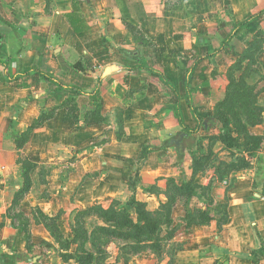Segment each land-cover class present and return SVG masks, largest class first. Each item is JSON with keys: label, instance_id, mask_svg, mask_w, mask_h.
<instances>
[{"label": "rangeland", "instance_id": "rangeland-1", "mask_svg": "<svg viewBox=\"0 0 264 264\" xmlns=\"http://www.w3.org/2000/svg\"><path fill=\"white\" fill-rule=\"evenodd\" d=\"M179 1L166 0L165 5L169 7ZM178 12L181 9H175L172 15L177 14L178 18ZM126 29L128 39L121 37L122 47L113 48V52L104 57L95 55L90 62L94 67H89V71L97 72L95 79L100 65L127 66L125 64L134 59L137 65L146 63L161 72L183 94V78L193 60L203 55L201 48L210 43L216 47L218 43L210 41L213 37L210 34L219 31L216 27L204 31L207 40L201 39L205 40L203 42L193 40L197 26H172L169 39L156 42L145 38L138 29ZM220 52L222 54L205 67L198 65L191 78L195 93L203 92L204 100L206 93L209 94L201 89L200 83L204 80H208L213 89H223L224 93L221 96L216 93L207 104L194 97V108L200 118L198 125L185 105L184 95L181 98L185 128L194 131L193 134L184 132L171 116L165 118L167 110L174 111V108L164 96L163 104L155 106L159 91L171 93L157 76L142 72L143 78L134 77L131 82L121 84L132 86L127 88L125 100L137 98V102L103 109L99 99L98 113L94 117L88 113L80 121L83 126L89 121L90 125L104 126L95 135L105 128H108L104 131L107 133L95 138L91 135L73 138L85 144L66 156L42 152L45 156L41 155V159L31 157V132L14 131L15 137L6 138L5 142H12L7 143L9 149L13 150V145L17 149L14 153L17 176L13 177L20 183L14 213L9 210L8 216L17 220L23 231L21 238L30 263L38 257L36 264H172L174 256L184 251L201 229L220 228L227 213V193L238 173L250 167L255 155L241 154L246 141L251 144L249 137L254 136L246 124L261 123L264 116V16L240 31ZM82 66L86 68L84 63ZM247 73L251 74L246 79L252 87L250 91L238 84L240 77ZM132 81L137 83L131 84ZM154 83L161 90H149L148 85ZM181 134L186 137L179 142L182 153L177 157L176 143ZM60 141L49 145L54 149L69 147L66 145L69 137H62ZM120 141L124 149L116 158L126 163V172L120 193L115 197L96 202L85 214L82 212L85 210L68 213L59 209L52 218L26 200L32 179L41 184L45 177L65 179L72 171L71 163L82 160L84 155L91 154L107 163L113 156L105 147ZM41 161L44 163L39 166L34 164ZM60 168L61 173H57ZM105 170L99 163L87 178L102 177ZM67 207L71 209L70 205Z\"/></svg>", "mask_w": 264, "mask_h": 264}, {"label": "crops", "instance_id": "crops-1", "mask_svg": "<svg viewBox=\"0 0 264 264\" xmlns=\"http://www.w3.org/2000/svg\"><path fill=\"white\" fill-rule=\"evenodd\" d=\"M165 1L0 0V55L8 60L7 75L12 77L35 68L63 85L80 88L86 93L94 91L100 79L97 98L101 100L103 109L120 108L122 105L127 106L128 102H137V98L125 100L127 88L132 86L123 87L122 82H131L134 77L141 79L142 72L146 71L138 69L139 65L134 59H130V63L125 64L127 66L110 64L117 70L105 78H101L104 70L112 66L100 65V73L95 79L97 72L91 73L89 67H94L90 66V62H93L95 55L104 57L113 52V48L122 47L121 37L128 39L127 26L138 29L145 38L153 42L169 39L170 27L175 25L197 26L193 31L196 35L193 40L199 42L205 41L201 39L207 40L204 31L218 28L219 31L210 34L213 36L210 41L218 43L216 47L210 43L201 48L204 53L197 58L210 54L211 57L196 64L191 77L193 79L198 65L203 68L215 56L217 58L222 54V42L233 25L264 10V0H181L169 7H166ZM178 8L181 12H178L180 16L177 18V14L172 15V12ZM224 32L227 33L221 38L220 35ZM210 48L212 49L209 50ZM83 63L86 68L82 66ZM192 79L190 86L193 107L194 97L207 104L216 93L220 96L224 94L223 89H213L209 81L204 80L200 83L201 89L209 91L204 100L203 92L195 93ZM135 83L137 82L132 81L131 84ZM161 85L168 89L164 84ZM148 89L161 90L156 83L148 85ZM54 90V85L37 75L8 82L0 67V264H36L38 259L34 258L33 263H30L29 256L25 254L23 237L21 238L23 231L17 220L8 216L9 210L15 209V195L20 189V183L13 177L17 176L14 174L17 170L14 153L17 149L13 144L14 149H9L7 143L11 141L5 142L6 138L14 136V131L20 134L31 130V157L41 159V155H44L42 152L55 153L61 157L85 144H79L73 138H85L88 135L95 138L107 133H104L108 129L105 128L95 135L104 126L97 127L94 123L90 125V121L82 125L80 120H84L91 112L86 98L72 91L55 93ZM168 90L171 95L162 90L158 92L155 106H161V102L168 99L174 111L167 110L165 118L171 116L176 121L175 105L179 102L181 106V98L183 95L185 97L184 83L183 94L175 88L178 97ZM135 95L137 93L134 94L137 97ZM80 99H83L81 106L78 105ZM44 115L42 122L38 123ZM181 115L185 120V114L181 112ZM249 130L254 136L264 137V116L261 124ZM62 137L70 138V142L66 143L69 147L57 150L49 145L59 139L62 141ZM123 146V141H120L105 147L111 150L113 156L109 157L107 163L91 154L84 155L82 160L71 163L72 171L65 179L59 176L54 177V180L45 177L42 184L32 179L26 200L31 205H38L40 211L49 218L54 217L59 209L69 213L72 210L89 209L96 202L110 200L120 193L125 180L123 173L126 172V163L116 158L124 149ZM179 148V145L176 146L177 157L182 153ZM42 163L44 162L34 164L39 166ZM99 163L106 167L104 176L87 178L88 173L95 171ZM61 170L62 168L56 172L61 173ZM238 174L226 196L227 213L224 223L219 229L216 226L201 229L189 241L187 248L174 256L172 264H264V139L252 158L250 168ZM44 191L46 194H43ZM69 205L71 209L67 207Z\"/></svg>", "mask_w": 264, "mask_h": 264}, {"label": "trees", "instance_id": "trees-1", "mask_svg": "<svg viewBox=\"0 0 264 264\" xmlns=\"http://www.w3.org/2000/svg\"><path fill=\"white\" fill-rule=\"evenodd\" d=\"M260 16H264V10L259 12V13H257V14H255V15H252V16L248 17L245 21H243V22H241L239 24L233 25L230 33L226 36V38L222 42L221 47L222 48L225 47L230 41H232V39L235 36H237L240 33V31H242L243 29L248 27L251 23L255 22ZM127 28H130L131 30L132 29H134V30L136 29V28L131 27V26H127ZM1 39H2V36H0V40ZM209 57H211V54L207 55L206 57H203V58L195 59L194 62H193V65L187 70V72L185 74V77H184V89H185V97L184 98H185V103H186V106L189 109L190 114L192 115L194 121L197 123V125L200 123V118L196 114V111H195V109L193 107V104H192V101H191L192 88L190 86V79L192 77V74L194 72L196 64L199 63L200 61H202L203 59H206V58H209ZM7 66H8V60L6 58H3L0 55V67H2V70L5 72V77H6V80L8 82L17 81V80H19V79H21V78H23L25 76H28V75H30V76L37 75L40 79H42L44 81H47V82L51 83L52 85H54L55 86V90H54L55 93H58V92H61V91H72V92L78 94L79 96L86 98L88 100L89 106L91 107L90 115L92 117H94V115H96L98 113V111H99V107H98L99 100L97 98V95H98L99 86H100V82H101L100 79H98V81H97L96 89L94 91L90 92V93H86L83 90H81L80 88L69 87V86L63 85L60 82L56 81L52 76H50L48 74L41 73L35 68H33L30 71H27V72H24V73L17 74L15 76L9 77L7 75ZM137 68L142 70V71H146V72H149L151 74L157 75L159 80H160V82L162 84H164L168 89H170L171 92L176 97H178L177 96V92H176L175 88L173 87V85L161 73H159L158 71L150 68L146 63H141ZM248 76L250 77L251 74L247 73L246 75H243L242 77H240L239 82H238V84L245 91L252 90V87L249 86L247 84V82H246V79L248 78ZM227 97H228V99H229V97L231 98V96H229V94H228ZM175 116H176V121H177L179 127L184 132H186L188 134H193L194 133V131H190V130H187L185 128L184 120H183L181 112H180L179 102H177L176 105H175ZM43 118H44V116H42L41 119L38 120V123L42 122ZM87 119H89V116L86 117V120ZM262 121H263V118L261 119V123H262ZM261 123H258V124L257 123L256 124L247 123L246 127L251 128V127H254V126L259 125ZM27 132H31V130H29ZM13 137H15V136H13ZM249 139L251 141V144H247V141H246V144L244 145V147L241 150L242 151L241 154L256 153L258 151V149L260 148L262 142H263V139H260V137H257V136H252V137L250 136ZM242 170H245V169H242ZM26 188H27V186H26ZM89 209H87L85 211H82L83 214L88 212ZM1 227H2V224H0V228Z\"/></svg>", "mask_w": 264, "mask_h": 264}, {"label": "water", "instance_id": "water-1", "mask_svg": "<svg viewBox=\"0 0 264 264\" xmlns=\"http://www.w3.org/2000/svg\"><path fill=\"white\" fill-rule=\"evenodd\" d=\"M116 70H117L116 67H113V66H112V67H107V68L104 70V72H103L101 78H105V77H107L108 75H110L112 72H114V71H116ZM184 137H186V134H182V135L180 136V138H179V142H180ZM179 142L176 143V146L179 145Z\"/></svg>", "mask_w": 264, "mask_h": 264}]
</instances>
